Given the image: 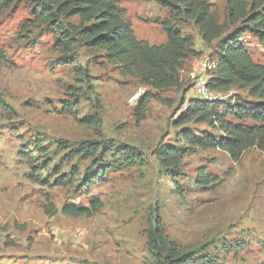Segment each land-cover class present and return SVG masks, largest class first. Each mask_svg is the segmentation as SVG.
Listing matches in <instances>:
<instances>
[{
  "label": "rangeland",
  "instance_id": "1",
  "mask_svg": "<svg viewBox=\"0 0 264 264\" xmlns=\"http://www.w3.org/2000/svg\"><path fill=\"white\" fill-rule=\"evenodd\" d=\"M117 1L139 40L164 45L165 22L195 39L198 54L182 63L180 88L156 91L124 78L120 62L101 50L65 55L51 27L21 35L30 19L24 4L0 13V264H167L171 251L190 255L184 264H264V151L246 149L237 161L193 144L189 138L227 136L184 118L191 100L206 102L199 90L235 32L228 1H211L228 29L209 44L159 0ZM241 42L264 65V41L248 33ZM213 92L231 106L259 102L237 87ZM147 93L155 98L139 120ZM166 152L181 164L164 167ZM200 169L215 178L207 187L198 183ZM93 204L92 217L63 211ZM152 229L166 244L160 252Z\"/></svg>",
  "mask_w": 264,
  "mask_h": 264
},
{
  "label": "trees",
  "instance_id": "2",
  "mask_svg": "<svg viewBox=\"0 0 264 264\" xmlns=\"http://www.w3.org/2000/svg\"><path fill=\"white\" fill-rule=\"evenodd\" d=\"M159 1L163 7L194 22L206 44L221 39L227 32L228 26L221 24L212 11V0ZM227 1L228 22L235 32L224 40L217 51L216 70L207 85L217 92L233 87L247 90L249 96L259 102L231 106L217 99L212 102L191 100L184 118L188 121L196 117L227 136L220 142H201L189 138L190 142L219 147L238 161L246 149L258 147L264 151V65L256 63L241 42L248 33L264 41V6L256 0ZM16 4H24L30 12V19L21 35L31 34L38 27H51L59 37L58 45L65 55L71 54L76 47L104 51L109 59L120 62V72L124 78L136 79L141 85L156 91L180 88L183 84L179 75L182 63L198 54L194 50L195 39L183 35L169 22L164 24L167 32L164 45H152L137 39L131 24L124 19L117 0H0V13ZM72 18H79L80 24L69 22ZM4 57V50L0 47V58ZM78 70L84 71L83 68ZM154 98L155 95L147 93L139 100L136 109L139 120L145 117L150 100ZM225 115H231L238 123L230 122ZM161 163L170 168L180 165L181 159L177 153L166 152L161 156ZM199 172L198 183L201 186L207 187L214 181L215 178L204 170L200 169ZM96 179L92 178L86 186ZM96 208V204L91 208L67 206L63 211L67 215L92 217ZM150 233L152 249L160 252L166 245L161 234L154 229ZM191 261L190 255L173 251L167 258V264Z\"/></svg>",
  "mask_w": 264,
  "mask_h": 264
},
{
  "label": "built area",
  "instance_id": "3",
  "mask_svg": "<svg viewBox=\"0 0 264 264\" xmlns=\"http://www.w3.org/2000/svg\"><path fill=\"white\" fill-rule=\"evenodd\" d=\"M207 82H203L202 88L199 90V94L205 101L212 102L216 100L215 94L210 88H208Z\"/></svg>",
  "mask_w": 264,
  "mask_h": 264
}]
</instances>
